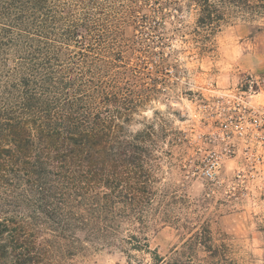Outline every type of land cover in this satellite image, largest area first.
I'll return each instance as SVG.
<instances>
[{
    "label": "trees",
    "instance_id": "trees-1",
    "mask_svg": "<svg viewBox=\"0 0 264 264\" xmlns=\"http://www.w3.org/2000/svg\"><path fill=\"white\" fill-rule=\"evenodd\" d=\"M191 1L208 36L229 15L264 16V0ZM116 4L0 0V264H51L40 234L53 219L58 235L77 204L118 228L144 224L156 199L158 157L129 125L139 105L106 79ZM216 240L204 222L183 245L191 259L201 250L208 264H232L228 237Z\"/></svg>",
    "mask_w": 264,
    "mask_h": 264
},
{
    "label": "rangeland",
    "instance_id": "rangeland-1",
    "mask_svg": "<svg viewBox=\"0 0 264 264\" xmlns=\"http://www.w3.org/2000/svg\"><path fill=\"white\" fill-rule=\"evenodd\" d=\"M116 1L110 14L118 19L101 52L106 79L139 105L129 125L158 157L156 199L144 224L119 218L111 228L78 204L59 236L47 219L40 234L47 261L208 264L203 251L191 259L183 245L207 222L216 243L228 237L232 264H264V132L229 136L214 104L246 75L264 73V16L229 15L208 36L191 0ZM175 7L183 23L172 21Z\"/></svg>",
    "mask_w": 264,
    "mask_h": 264
},
{
    "label": "built area",
    "instance_id": "built-area-1",
    "mask_svg": "<svg viewBox=\"0 0 264 264\" xmlns=\"http://www.w3.org/2000/svg\"><path fill=\"white\" fill-rule=\"evenodd\" d=\"M214 104L221 129L229 136L248 140L264 132V73L246 75L239 87L222 92Z\"/></svg>",
    "mask_w": 264,
    "mask_h": 264
}]
</instances>
